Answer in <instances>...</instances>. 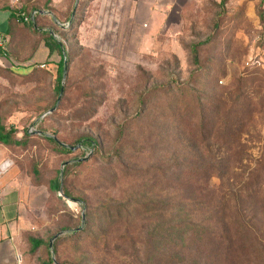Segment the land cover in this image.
<instances>
[{
	"label": "rangeland",
	"instance_id": "obj_1",
	"mask_svg": "<svg viewBox=\"0 0 264 264\" xmlns=\"http://www.w3.org/2000/svg\"><path fill=\"white\" fill-rule=\"evenodd\" d=\"M145 3H7L17 16H35L31 24L20 19L11 24L0 55V124L21 139L9 147V155L28 191L30 226L24 241L29 264H42L50 256L53 264H137L150 227L173 218L141 213L137 201L182 199L196 211L222 207L225 189L242 187L260 157L264 20L257 9L264 0H229L225 7L221 0H177L155 18L147 17ZM43 33L65 44L67 74L55 114L41 118L58 103L62 57L46 47ZM242 77L251 84L243 89L252 87L258 104L246 123L245 147L235 168L223 179L189 176L203 172L210 152L208 144L190 145L183 119L196 110V95L189 91L186 105L176 111L172 98L180 96L178 84L208 100L233 91ZM88 135L97 140L94 147L77 143ZM46 136L79 148L61 152ZM217 142H210L213 151L221 146ZM76 162L64 178L65 166ZM54 179L61 180L60 189L53 188ZM108 208L114 217H108ZM121 208L127 210L118 214ZM256 216L261 219L258 209L246 219ZM30 237L46 243L35 254Z\"/></svg>",
	"mask_w": 264,
	"mask_h": 264
},
{
	"label": "trees",
	"instance_id": "obj_2",
	"mask_svg": "<svg viewBox=\"0 0 264 264\" xmlns=\"http://www.w3.org/2000/svg\"><path fill=\"white\" fill-rule=\"evenodd\" d=\"M228 2L229 0H221L220 5L225 7ZM257 13L264 20L263 5L258 6ZM26 16L31 17L32 15ZM34 18L35 16L27 24L33 23ZM19 19L24 22L20 15L17 16L12 11L10 28L11 24ZM9 33H11L10 30ZM43 34L45 35L46 47H49L51 51L57 50L62 56L58 69L57 92L59 93L62 89L66 61L65 44L58 41L52 34ZM194 53L195 58H197V49L194 50ZM244 84L246 86L251 85L249 82L245 83V79L242 77L238 80V86L233 91H224L223 95L208 100H203L189 85L178 84L177 90L180 92V96L175 95L172 98V103H176V111H180L186 105L189 91L196 95V110L194 108L189 113L188 119H183L184 122H187V128H189L192 136L190 145L199 149L201 144H208L207 149L210 152L208 161L206 160L207 164L201 167L203 172L195 174L194 171H191L189 176H197L198 179L204 178L206 181H210L213 177L223 179L227 173L235 168L237 155L242 152L241 148L245 147L246 123L254 118L256 114L254 105L258 104L255 102L258 97L257 93L252 87L246 88L245 86L246 90L243 89ZM52 114H55V110ZM180 115L182 114L180 113ZM24 136H28V131L25 132ZM45 138L55 144L61 152H71L72 147H76L61 143L53 136H46ZM213 139L218 141L217 143H221L216 151H213L210 146ZM0 143L9 148L14 144H21V139L16 137V131L8 130L0 124ZM77 143L94 147L97 140L88 135L79 138ZM73 165H79V162L65 166L64 178L68 176ZM161 174H163L161 182L165 183L167 181L165 171ZM51 184L53 188L60 189L61 180L54 179ZM189 188L191 187L185 189ZM64 194L68 197L72 196V193L66 189ZM223 199L226 203L222 207H197V210L200 211L204 209L200 214H198L200 211H196V209H188L187 204L180 201L182 199L174 203L166 199L155 201L151 198L137 201L135 206L136 208L139 207L141 213H158L163 217L173 216L171 220L166 218L158 226L150 227V234L144 241H141L144 244L145 252L137 254V264H254L256 261L257 264H263L264 147L259 159L245 178L242 187L237 190L225 189ZM108 209V217H114V213L110 208ZM257 209L261 213V219L256 216L248 221L246 218L249 216V211H257ZM121 210L127 209L121 208L118 210V214L123 212ZM261 229L262 233H260ZM29 242L31 254H35L46 244L44 240L35 237H30ZM53 263L55 261L50 256L42 264Z\"/></svg>",
	"mask_w": 264,
	"mask_h": 264
},
{
	"label": "crops",
	"instance_id": "obj_3",
	"mask_svg": "<svg viewBox=\"0 0 264 264\" xmlns=\"http://www.w3.org/2000/svg\"><path fill=\"white\" fill-rule=\"evenodd\" d=\"M12 1L0 0V38L4 42L9 39L12 15L7 3ZM174 1L177 0H146L147 17H160V13L169 10ZM9 154L10 148L0 143V167L6 162L11 163L0 173V264H29L24 241L30 226L28 191Z\"/></svg>",
	"mask_w": 264,
	"mask_h": 264
},
{
	"label": "water",
	"instance_id": "obj_4",
	"mask_svg": "<svg viewBox=\"0 0 264 264\" xmlns=\"http://www.w3.org/2000/svg\"><path fill=\"white\" fill-rule=\"evenodd\" d=\"M66 74H67V62L65 61V64H64V72H63V79L66 77ZM63 91H64V86L62 85V89H61V93H60V97H59V100H58L57 105L53 109H51L50 111H48L46 114H44L41 118H43V117L51 114L57 108L58 104L62 100ZM77 148H79V147H72V150H76ZM61 192H63V187H61ZM82 219H83V222H84L85 219H86L85 214H83ZM57 236L58 235H56L55 238ZM52 246H53V241H51V243H50V247H52Z\"/></svg>",
	"mask_w": 264,
	"mask_h": 264
},
{
	"label": "built area",
	"instance_id": "obj_5",
	"mask_svg": "<svg viewBox=\"0 0 264 264\" xmlns=\"http://www.w3.org/2000/svg\"><path fill=\"white\" fill-rule=\"evenodd\" d=\"M20 16L23 18L25 23H29L34 17V15L28 17L24 13L20 14ZM4 50H5V42L3 41V39L0 38V53H2ZM10 164H11L10 162H6L4 165H2V167H0V173L6 171V169L10 166Z\"/></svg>",
	"mask_w": 264,
	"mask_h": 264
}]
</instances>
